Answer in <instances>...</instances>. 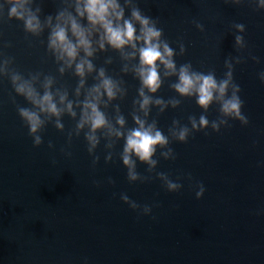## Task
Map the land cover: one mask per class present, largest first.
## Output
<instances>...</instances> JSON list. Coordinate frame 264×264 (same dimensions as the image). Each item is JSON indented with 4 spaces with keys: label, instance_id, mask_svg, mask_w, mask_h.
<instances>
[{
    "label": "water",
    "instance_id": "95a60500",
    "mask_svg": "<svg viewBox=\"0 0 264 264\" xmlns=\"http://www.w3.org/2000/svg\"><path fill=\"white\" fill-rule=\"evenodd\" d=\"M36 3L42 9L41 20L56 14L55 0ZM138 6L158 18L164 38L177 51L176 41L183 38L186 52L175 57L178 66L190 61L198 71L215 70L220 79L226 71L225 58L245 59L234 66L233 78L241 88L248 125L229 121L231 127L219 132L208 128L207 135L193 133L186 143L171 142L176 159L160 158L151 174L138 162L137 171L152 179L130 184L119 159L123 141L105 163L107 151L101 140L96 149L100 159L93 167L83 132L68 143L67 133L75 121L67 116L62 118L63 132L49 123L40 133L43 143L33 147L9 99L15 93L6 78L0 79V264H264V84L258 78L264 71V10H254L255 4L248 0L238 6L225 0H138ZM193 21L201 23L204 32ZM234 23H243L244 33H236ZM235 34L244 37L242 51L234 47ZM47 35L45 30L39 38H26L22 24L12 20L0 24V49L14 57L13 67L25 76L36 71L56 76L71 98L76 78L70 72L59 76L58 66L45 51ZM6 43L11 47L4 48ZM108 56L113 59L105 66L109 74H120L114 52L98 53L94 63L104 66ZM122 78L128 94L113 103L120 104L127 126L132 127L128 113L139 84L130 74ZM174 80L166 81L155 96H174L168 87ZM92 83L89 77L87 84ZM15 99L16 104L30 107L22 97ZM217 109L213 104L203 113L194 98H184L179 107L159 116L153 108L149 119L156 118L167 134L173 119L187 124L189 115L198 119L204 114L212 121ZM158 156L159 150L154 158ZM156 172L173 181L180 177L181 189L166 191ZM109 177L114 184L107 182ZM197 183L205 188L199 199ZM121 193L141 206H151V212L132 210L121 201Z\"/></svg>",
    "mask_w": 264,
    "mask_h": 264
},
{
    "label": "clouds",
    "instance_id": "9594fccd",
    "mask_svg": "<svg viewBox=\"0 0 264 264\" xmlns=\"http://www.w3.org/2000/svg\"><path fill=\"white\" fill-rule=\"evenodd\" d=\"M55 2L58 4L56 14L47 15L43 20L40 18L41 6L36 0L0 2V24L12 20L20 22L26 38H39L47 30L45 51L58 66L57 73L63 77L70 72L76 78L70 98L68 87L59 84L56 76L40 71L28 72L25 76L13 67L14 57L0 49V79L6 78L15 93L9 99L16 105V112L32 137L33 147L43 143L40 133L47 124L52 123L56 130L63 132L62 118L67 116L75 121L74 127L67 133L68 143H71L73 136L79 137L83 132L86 151L92 157L93 167L100 159L96 149L101 140L107 151L105 163L112 160V150L122 140L119 159L127 170V181L130 184L137 181L144 183L150 182L152 176L141 175L137 171V163L146 165V172L151 174L160 158L175 160L176 154L169 146L171 142L186 143L193 133L204 132L207 135L205 130L208 128L212 132H219L222 127H231L229 121L248 125L249 120L242 113L244 101L239 95L241 88L233 78L234 66L245 62L242 56L229 55L225 58L223 67L226 71L222 78L217 79L215 70L198 71L190 61L178 66L175 57L183 56L186 52L183 38L176 41L178 51L171 47L164 38L163 28L158 27V18L146 15L138 6V0ZM244 2L225 0V3L236 6ZM248 2L255 4L254 10H264V0ZM193 23L198 31L204 32L201 23ZM232 27L236 33L245 31L243 23H234ZM234 41L236 50L246 48L243 35L235 34ZM3 47H11V44L6 43ZM109 51L118 54L121 64L118 75L109 74L105 67L113 63L111 56L104 59V66L97 67L94 63L98 53ZM250 58L259 63L258 57ZM128 74L139 84L128 113L132 127L127 126L128 121L121 112L120 104L113 103L123 101L127 96L128 89L122 75ZM89 77L93 80L91 85L87 84ZM173 77L175 80L168 87L175 95L168 99L155 96L165 82ZM258 78L264 84V71L258 74ZM16 96L22 97L30 107L16 104ZM184 98H194L196 106L203 113H207L211 105H218L217 118L209 121L204 114L198 119L189 115L187 124L173 119L167 134L158 127L156 118L149 119L153 108L157 110L156 116H159L168 108L179 107ZM48 148H53L51 141L48 142ZM158 150L159 156L154 158ZM155 177L168 192H178L182 187L180 177L173 181L163 172H156ZM187 179H192L191 174H188ZM107 182L115 183L111 177ZM196 188L195 197L199 199L205 188L202 183H197ZM120 199L132 210H139V214L148 215L151 212V206H141L124 193L120 194Z\"/></svg>",
    "mask_w": 264,
    "mask_h": 264
}]
</instances>
